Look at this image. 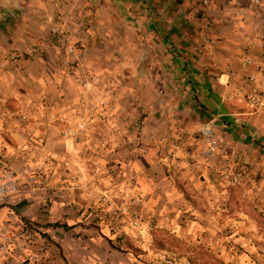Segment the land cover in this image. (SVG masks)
Here are the masks:
<instances>
[{
	"label": "crops",
	"instance_id": "obj_1",
	"mask_svg": "<svg viewBox=\"0 0 264 264\" xmlns=\"http://www.w3.org/2000/svg\"><path fill=\"white\" fill-rule=\"evenodd\" d=\"M56 1L0 0V155L14 160V180L31 158L58 159L49 188L40 183L31 197L21 187L0 205V223L13 207L41 224L50 264H163V254L195 264V249L221 264H264V110L247 104L255 69L243 63L264 57V0H64L81 47L71 68L85 66L117 93L120 135L104 132L106 149L63 136L60 119L76 112L80 89L46 22ZM210 121L224 141L213 164L199 157ZM77 172L100 174L101 184L83 189ZM131 214L153 224L150 251ZM39 244L0 264H19Z\"/></svg>",
	"mask_w": 264,
	"mask_h": 264
},
{
	"label": "built area",
	"instance_id": "obj_2",
	"mask_svg": "<svg viewBox=\"0 0 264 264\" xmlns=\"http://www.w3.org/2000/svg\"><path fill=\"white\" fill-rule=\"evenodd\" d=\"M63 2L64 0L54 2V13L46 19V22L49 24V32L53 44L63 60V67L68 69V73L76 76L75 80L80 89L76 112L69 118L62 117L60 119V121L65 123L63 136L66 140L74 142L84 140L88 144L106 149L109 143L104 132L120 135L119 122L121 121V117L116 107L117 93L113 85L106 83L100 76L92 73L85 66H77L74 70L71 68L72 61L79 58L81 47L77 39V26L69 21L67 13L62 12ZM255 2L259 3L260 0H255ZM203 4L208 5V1L204 0ZM10 58L12 61H16L19 55L15 53ZM243 63L245 66H253L255 69V73L248 78V82L252 88L247 96V104L252 109L264 110V57L258 62L247 57L243 60ZM142 126V120H136L133 123V128L136 131L140 130ZM198 135L202 147L199 157L205 158L208 163H215L217 156L224 146V141L219 137L216 126L212 121L207 122L202 125ZM36 151L37 148L33 150V154ZM34 159L36 160L35 165H32V162L28 159V164L22 174H30L32 170L37 171L41 176L43 186L47 187L54 165L58 162V159L56 155H43L41 159ZM79 164L80 161H76L75 164L65 162L64 167H77ZM13 166L14 160L12 158L5 154L0 155L2 180L6 182L3 185L0 181V202L9 194V185L14 183V179H12L14 176ZM76 175L83 189H91L93 184L88 181L84 174L77 172ZM233 176L235 182H241L243 179L241 171H235ZM101 202L105 205L111 204L110 197L107 194H103ZM120 213L124 217L129 214V210L121 208ZM151 220L157 222V216L153 214ZM130 224L132 229L138 233L139 239L143 241L141 246L150 251L152 244L150 231L153 224L145 228L141 218L137 214L130 215ZM27 236L29 237V235ZM11 242L7 231L0 229V256L9 253V249L12 246ZM229 249L236 250L232 246ZM43 251L44 248L40 249V252ZM159 258L163 264H177L173 256L163 254ZM28 259V264H35L36 256H30ZM43 264L47 263L44 262Z\"/></svg>",
	"mask_w": 264,
	"mask_h": 264
},
{
	"label": "rangeland",
	"instance_id": "obj_3",
	"mask_svg": "<svg viewBox=\"0 0 264 264\" xmlns=\"http://www.w3.org/2000/svg\"><path fill=\"white\" fill-rule=\"evenodd\" d=\"M173 4L176 7H183V8L186 7L185 0H174ZM183 21L185 22V25H186V19L185 20L181 19L180 22H183ZM35 161L36 160L34 158L30 159V162H32V165H35ZM22 173L23 171H21L20 174L16 175L17 179L14 180L13 184L9 185V190H10L9 194H7L4 200L0 202V205L6 206L7 203H9V201H11L16 196L20 195V193L22 192L21 187H24V186L29 187L27 189L29 196L35 197L37 195V193L39 192L38 186L40 185V183L42 184V179H41L40 174L35 170H32L30 174H22ZM95 176H97L96 179H94ZM95 176L91 174L90 177H87L88 181L91 182L92 184L94 183L98 185L101 184L102 179L100 178L98 179V176H100V174L95 173ZM50 183H51V176H50L49 185ZM49 185L47 186L48 188H49ZM8 208H9L8 215L11 214L13 215V217L11 216L9 220L5 222H1L0 229L5 230V231L8 230L9 232L8 236L10 238V241H12L11 242L12 250H10L9 253H11L15 247L17 248L16 249L17 251H20L25 246L30 245L32 247V246H36L37 243L39 244V242H41L39 245L42 249L44 248L43 252H40L41 248L38 249V247L37 248L33 247L34 255L36 256L35 264H43L44 262H46L47 264H50L48 256H49V249H50L49 245L51 243L49 239L46 238V236L43 234L41 230L43 226H41V224L37 222H29V221H25L24 219H21L15 208L13 207H8ZM41 208H42L43 213H48L50 209L49 205H44ZM54 224H57V223H52L49 225H54ZM27 235H29V237ZM40 236L42 238H40ZM44 237L46 238V240H43ZM9 253L4 254L2 256H7ZM193 253H194L195 261L201 262V264H221V262L218 259L206 254L204 251L200 249H195ZM34 255H31V256H34ZM29 257L30 256L25 257L22 255L19 261V264H28Z\"/></svg>",
	"mask_w": 264,
	"mask_h": 264
},
{
	"label": "trees",
	"instance_id": "obj_4",
	"mask_svg": "<svg viewBox=\"0 0 264 264\" xmlns=\"http://www.w3.org/2000/svg\"><path fill=\"white\" fill-rule=\"evenodd\" d=\"M59 225L58 224H54V225H48V227H58ZM65 228V227H64ZM195 264H201V262H196L195 261Z\"/></svg>",
	"mask_w": 264,
	"mask_h": 264
}]
</instances>
